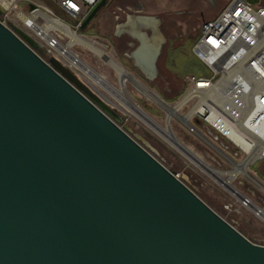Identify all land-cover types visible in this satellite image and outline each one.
I'll use <instances>...</instances> for the list:
<instances>
[{
  "label": "water",
  "instance_id": "obj_1",
  "mask_svg": "<svg viewBox=\"0 0 264 264\" xmlns=\"http://www.w3.org/2000/svg\"><path fill=\"white\" fill-rule=\"evenodd\" d=\"M39 48L0 23V264H264L263 246Z\"/></svg>",
  "mask_w": 264,
  "mask_h": 264
},
{
  "label": "rangeland",
  "instance_id": "obj_2",
  "mask_svg": "<svg viewBox=\"0 0 264 264\" xmlns=\"http://www.w3.org/2000/svg\"><path fill=\"white\" fill-rule=\"evenodd\" d=\"M229 1L108 0L84 30L77 32L83 39L100 47L110 60L122 67L135 81H127V95L142 109L154 126L156 124L159 128L170 127L176 139L200 158L210 170L198 165L172 142L165 139L156 127L139 116L138 113L132 112L127 107L125 98L116 99L113 94H109L107 90L95 84L88 76L80 71L78 73L110 104L118 117L126 121L133 136L138 138L139 142L147 147L160 162L172 173L179 175V178L194 190L210 208L231 223L251 242L264 245V221L255 214L253 208L243 209L240 212H228L224 208L226 202H238L240 196H246L252 200L255 206L264 209V164L257 163L251 166L249 172L252 177L236 176L230 187L240 194V196L235 195L233 190L218 181L213 172L228 173L233 171L234 166L210 141L204 128L196 126L195 122H192L194 125L192 128L185 120L188 114L191 115V105L184 106L179 116H173L168 120L165 109L151 98L152 95H157L167 105L174 106L186 94L187 88L179 96L177 90H171V87L166 84L168 81L164 79L165 75L175 77V74L179 78L190 74L210 75V71L202 63L194 57H183L180 50L190 54L203 23L215 19ZM3 3L6 4L5 7L2 6ZM35 5L55 8L49 0H0L2 12L0 19L13 30L15 27L13 22H19L18 14L29 15L32 6ZM141 5H143L144 11L138 13ZM128 16H132L131 19L143 16L159 21L158 30L164 43L157 59L158 75L155 80H147L142 75L144 71L136 65L131 57L139 47V42L126 32H118L119 26L127 23ZM58 17L69 24L63 15L58 14ZM143 31L147 36L152 35L149 30L143 29ZM57 35L63 46L69 43L68 37L58 32ZM177 46H180L179 49L174 51L173 48ZM71 50L88 68L113 87L120 89V77L109 64V59L105 56L101 58L81 45H75ZM181 83L183 82L181 81ZM228 178L229 176L221 177L224 180Z\"/></svg>",
  "mask_w": 264,
  "mask_h": 264
},
{
  "label": "built area",
  "instance_id": "obj_3",
  "mask_svg": "<svg viewBox=\"0 0 264 264\" xmlns=\"http://www.w3.org/2000/svg\"><path fill=\"white\" fill-rule=\"evenodd\" d=\"M49 1L55 8L35 5L29 16L42 11L65 23L58 17V14L63 15L69 22L65 24L76 33L102 2ZM255 1L257 2L249 3L247 0H230L215 19L203 23L192 53L210 71V75H189L182 80L187 88L182 100H186L184 106L191 105L192 113L185 120L192 128V122L204 128L210 141L233 166L235 163H245L244 173L239 172L237 176H250L251 166L264 164V0ZM2 6L5 7L6 4L3 3ZM143 11L141 5L138 13ZM131 18L132 16H128L127 22ZM0 23L6 26L1 19ZM33 25L42 29L44 21L36 19ZM49 33L47 40L42 41L38 37L33 39L40 46L34 52L46 63L51 58H56L81 78L79 70L66 59L65 52H58V48L64 46L57 31L50 30ZM70 51L72 52L71 49ZM77 59L80 61L78 57ZM115 122L123 130L129 128L123 119L119 118ZM128 133L133 136L132 131ZM235 170L234 167L233 171ZM175 176L179 178V175ZM254 207L255 204L246 196H240L238 202H226L224 205L228 212H240Z\"/></svg>",
  "mask_w": 264,
  "mask_h": 264
},
{
  "label": "bare ground",
  "instance_id": "obj_4",
  "mask_svg": "<svg viewBox=\"0 0 264 264\" xmlns=\"http://www.w3.org/2000/svg\"><path fill=\"white\" fill-rule=\"evenodd\" d=\"M19 22H13L16 29L23 32L24 34L29 35L32 39L36 40V38H40L42 41L47 40L49 36L50 30H54L65 35L70 39L69 43L64 47H59L58 52H65L66 59L74 66L77 70L82 72L85 76H88L91 80L95 82L98 86L104 88L109 92V94H113L114 97L118 100H121L123 98L126 99V103L128 104L127 107H129L132 112H136L147 120L149 123H151L154 126V123L150 119H148V116L142 111L140 107H138L134 102L130 100V98L127 95L126 90V83L128 80H131L135 82L130 75L118 64H116L112 60H108L109 64L117 71L119 77H120V89H117L113 87L111 84L106 82L102 77L97 75L93 70L88 68V66L81 61H78L75 54H73L70 49H72L75 45H81L90 51L97 54L99 57L105 56V53L102 51L100 47L95 45L93 42H89L82 38V36H79L75 31H73L67 24L59 21L58 19H54L47 15L46 13L42 11H38L33 13L32 16L25 15V14H18ZM36 19H41L44 21V25L42 29L37 28L35 25H33V22ZM159 21L153 18H143L138 17L131 19L129 22H127L124 25L119 26L118 32H126L129 34L132 38L137 40L139 42V47L133 52L132 59L136 63V65L141 68L143 73L149 78V79H155L157 77V71H156V62L160 55V49L163 43V38L161 33L158 30ZM143 29L149 30L152 35L147 36ZM151 94V93H150ZM151 98L155 100L157 103H159L167 112L168 114V120L173 116H179V113L181 109L184 107L186 100H182L178 104L174 106L167 105L163 103L162 100H160L159 96L152 95ZM192 114V113H191ZM190 117L187 116V119ZM158 131L167 139L168 141L172 142L182 153L190 157L193 161H195L198 165L207 168L202 160L198 157H196L191 151H189L186 147H184L173 135L170 127L167 128H159L156 124L155 126ZM245 163L243 165L234 164V167L236 168L235 171H231L228 173H221L217 171H213L216 175V178L221 181L225 186L231 187V182L236 178L237 174L239 172L244 173V167ZM223 176H229L227 180L221 179ZM232 189V188H231ZM235 192V195L239 194L236 190L232 189ZM233 192V193H234ZM255 214L261 218L264 221V209L254 207Z\"/></svg>",
  "mask_w": 264,
  "mask_h": 264
},
{
  "label": "crops",
  "instance_id": "obj_5",
  "mask_svg": "<svg viewBox=\"0 0 264 264\" xmlns=\"http://www.w3.org/2000/svg\"><path fill=\"white\" fill-rule=\"evenodd\" d=\"M228 4V3H227ZM226 7V6H225ZM224 7V8H225ZM164 43V42H163ZM162 43V44H163ZM135 69H137L136 67H134ZM142 75H144L145 76V78L147 79V80H149V81H152L151 79H149L144 73H142ZM175 76V75H174ZM164 79L166 80V81H168L169 80V82H170V84L171 85H168V83H166L167 84V86H171V88L173 89V90H177V94H182V92L184 91V89L186 88V86L185 85H183L182 83H181V81H180V79H178L176 76L175 77H172V76H169V75H165V77H164ZM170 88V89H171ZM177 88V89H176Z\"/></svg>",
  "mask_w": 264,
  "mask_h": 264
},
{
  "label": "trees",
  "instance_id": "obj_6",
  "mask_svg": "<svg viewBox=\"0 0 264 264\" xmlns=\"http://www.w3.org/2000/svg\"><path fill=\"white\" fill-rule=\"evenodd\" d=\"M198 38V37H197ZM196 41V40H195ZM179 47L180 46H177L176 48H173V50L174 51H177L178 49H179ZM185 51V50H184ZM180 53H181V55L183 56V57H194L195 59H197L195 56H194V54L192 53V51L190 52V54L188 53V52H186L185 51V53H183V50H180ZM198 60V59H197ZM199 61V60H198ZM200 62V61H199ZM201 63V62H200ZM167 68V67H166ZM168 69V68H167ZM175 75V74H174ZM190 75H193V76H197V75H194V74H190ZM178 79H180V81H182L183 80V78L185 77H182V78H179L177 75H175ZM198 77H200V76H198ZM168 83H169V85H171L170 84V82H169V80H168ZM183 84V83H182ZM184 85V84H183ZM171 87V86H170ZM171 90H172V88H171ZM180 94H178V96H179Z\"/></svg>",
  "mask_w": 264,
  "mask_h": 264
},
{
  "label": "flooded vegetation",
  "instance_id": "obj_7",
  "mask_svg": "<svg viewBox=\"0 0 264 264\" xmlns=\"http://www.w3.org/2000/svg\"><path fill=\"white\" fill-rule=\"evenodd\" d=\"M137 41V40H136ZM153 80H155V79H153ZM168 83V82H167ZM168 85H169V83H168Z\"/></svg>",
  "mask_w": 264,
  "mask_h": 264
}]
</instances>
